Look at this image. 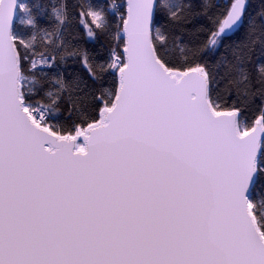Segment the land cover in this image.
I'll list each match as a JSON object with an SVG mask.
<instances>
[{"label": "snow or ice", "instance_id": "1", "mask_svg": "<svg viewBox=\"0 0 264 264\" xmlns=\"http://www.w3.org/2000/svg\"><path fill=\"white\" fill-rule=\"evenodd\" d=\"M0 264H264V0H0Z\"/></svg>", "mask_w": 264, "mask_h": 264}]
</instances>
